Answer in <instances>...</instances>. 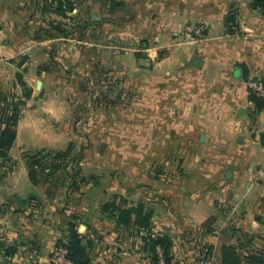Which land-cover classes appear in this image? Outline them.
Returning <instances> with one entry per match:
<instances>
[{
    "label": "crops",
    "instance_id": "1",
    "mask_svg": "<svg viewBox=\"0 0 264 264\" xmlns=\"http://www.w3.org/2000/svg\"><path fill=\"white\" fill-rule=\"evenodd\" d=\"M66 1L0 0V110L20 74L32 89L23 112L35 104L43 113L42 120L21 114L10 150L17 166L0 170V236L16 249L2 250L0 264H49L74 215L90 264H153L135 217L125 225L104 208L117 196L126 209L152 212V236L170 237V264H222L228 247L239 264L264 255V110L253 114L248 86L264 81V8L253 0H73L68 10ZM188 27H202V36L186 38ZM127 39L136 43L134 57L114 48ZM196 59L201 67L191 66ZM128 60L142 117L136 126L151 129L136 142L151 145L146 152L167 145L169 158L198 163L167 187L103 186L94 200L50 174L32 183L24 156L64 143L63 133L46 135L47 116L76 109L77 85L93 75L127 80Z\"/></svg>",
    "mask_w": 264,
    "mask_h": 264
},
{
    "label": "rangeland",
    "instance_id": "2",
    "mask_svg": "<svg viewBox=\"0 0 264 264\" xmlns=\"http://www.w3.org/2000/svg\"><path fill=\"white\" fill-rule=\"evenodd\" d=\"M186 38H188L187 34ZM121 45V48H125L123 51L126 55L135 56V41L127 39L125 44H117L114 48H119ZM128 62L127 80L119 82V80H108L104 75H93L90 80L85 79L83 84L77 85L81 92L75 96V99L79 101L76 109L68 107L58 118L51 117L50 114L47 116V121H43L47 123L46 135L63 133L64 143L28 152L29 155L24 156L23 161L27 160L29 168L37 166L40 173L44 175L46 170H53L55 164L62 165L65 170L58 172L57 175L54 173L50 177L52 182L63 186H83L85 191H89L85 193V196H89V200H94L102 197L99 190H102L103 186H134L142 180L144 185L167 187L168 184L174 183V180L180 179L177 176L183 173L184 167H194L198 163L173 160L171 156L169 158L166 151L167 145L165 147L161 145L158 153L156 150L146 152L148 148L152 149V146L136 142V137L141 132L144 135L151 134V129L141 130L136 126L142 117L137 119V115L141 114L136 111L135 105L137 98L135 65L130 60ZM16 77V94H10L9 97L4 98L0 115L17 108L22 115L28 117L31 113L35 114V118L42 120V112H33L37 107L35 104L29 111L23 112L28 99L31 98L26 97L29 86L27 83L26 87L21 85L18 74ZM64 98L71 102L73 95ZM55 99L54 96L49 97L50 102H55ZM149 114L144 113L143 116ZM141 147L145 149L144 153L139 150ZM58 151L67 153L66 159L56 160L55 154H50V152ZM34 157L35 160H33ZM14 166H17L14 161L6 165L9 169ZM79 172L80 175H78ZM118 197L120 200L123 198ZM161 197H163L162 193ZM151 198V193L147 191L144 201H149ZM144 243L146 246L147 241L145 240ZM147 248L151 254V246ZM158 248L157 246L156 251L159 253ZM247 257H244L245 260Z\"/></svg>",
    "mask_w": 264,
    "mask_h": 264
},
{
    "label": "trees",
    "instance_id": "3",
    "mask_svg": "<svg viewBox=\"0 0 264 264\" xmlns=\"http://www.w3.org/2000/svg\"><path fill=\"white\" fill-rule=\"evenodd\" d=\"M73 0H67L68 4L67 9H73ZM254 8H264V0H253ZM62 7V6H61ZM63 9V8H62ZM62 9H58L62 11ZM65 11V10H64ZM230 20H235L234 16H230ZM234 22V21H233ZM234 25V24H233ZM232 25V26H233ZM46 70L47 67H44ZM18 80L21 85L26 87V83L24 82L22 75H18ZM264 82V81H263ZM32 94V89H27L26 97H30ZM251 100L255 104V111L257 113L259 111L264 110V100L258 98L254 95H251ZM20 110L17 108H13L11 111L7 113H3L0 115V170L1 167L6 166V164L11 163L10 150L13 147L16 137H17V126L20 120ZM264 137V136H263ZM264 142V138H263ZM50 154H55L54 159L56 160H64L66 159L67 153L58 151V152H50ZM35 160V157L34 159ZM35 162V161H34ZM65 170L62 165L55 164L53 170H49V172H45V174H50L52 176L54 173ZM39 167L35 166L34 168L30 167V179L32 183L37 184L39 182ZM120 198L117 196L113 199V202L106 203L104 208H112L113 215L116 213L119 217V220L125 224L129 225L133 222V218L135 217L136 224L145 230L148 233L146 237L147 245L146 248L151 246V255L153 264H159L160 256L156 251L157 246L162 248L163 259L166 264H170L171 257L169 254V249L171 247V241L168 234L163 233L158 237L152 236V212L147 211L144 206L140 205L138 208L134 209H126L122 206H125L126 199ZM125 202V203H124ZM124 203V204H123ZM79 217L74 215L70 222L68 223V235L65 240L59 244H66L69 249L70 257L73 261L78 264H90L88 250L87 247L83 244V235L79 232ZM148 249V248H147ZM2 250L6 251L7 255H13L16 252L15 248L7 247L0 236V252ZM241 262L240 258L236 256L232 247H228L225 249L222 257V264H239ZM264 263V255H250L246 259L247 264H261Z\"/></svg>",
    "mask_w": 264,
    "mask_h": 264
},
{
    "label": "built area",
    "instance_id": "4",
    "mask_svg": "<svg viewBox=\"0 0 264 264\" xmlns=\"http://www.w3.org/2000/svg\"><path fill=\"white\" fill-rule=\"evenodd\" d=\"M235 16V23L232 26L234 30H238L237 26L242 23V16L236 11L233 13ZM202 27H188L187 35L189 39L197 40L202 36ZM251 95L264 100V82L259 80H251L248 84ZM159 256L163 260V252L159 247ZM49 264H78L73 261L69 254V249L66 244H58L52 251L49 257ZM206 264V263H205Z\"/></svg>",
    "mask_w": 264,
    "mask_h": 264
},
{
    "label": "water",
    "instance_id": "5",
    "mask_svg": "<svg viewBox=\"0 0 264 264\" xmlns=\"http://www.w3.org/2000/svg\"><path fill=\"white\" fill-rule=\"evenodd\" d=\"M192 67H201V63L198 59H196L195 61H193V63L191 64Z\"/></svg>",
    "mask_w": 264,
    "mask_h": 264
}]
</instances>
